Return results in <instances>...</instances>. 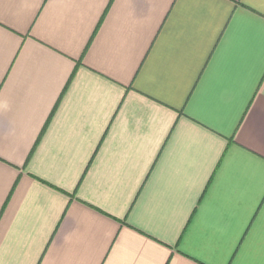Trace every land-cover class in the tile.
I'll return each mask as SVG.
<instances>
[{
  "label": "crops",
  "instance_id": "crops-1",
  "mask_svg": "<svg viewBox=\"0 0 264 264\" xmlns=\"http://www.w3.org/2000/svg\"><path fill=\"white\" fill-rule=\"evenodd\" d=\"M261 22L264 0H0V264H264Z\"/></svg>",
  "mask_w": 264,
  "mask_h": 264
},
{
  "label": "snow or ice",
  "instance_id": "snow-or-ice-1",
  "mask_svg": "<svg viewBox=\"0 0 264 264\" xmlns=\"http://www.w3.org/2000/svg\"><path fill=\"white\" fill-rule=\"evenodd\" d=\"M233 11H235V9H233ZM261 27L264 29V22H261ZM261 66L264 67V58L261 60ZM256 139L257 137L254 131L248 125H245V127L240 131V136L237 139V143L241 148H247L249 145L254 144Z\"/></svg>",
  "mask_w": 264,
  "mask_h": 264
}]
</instances>
